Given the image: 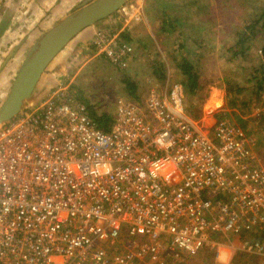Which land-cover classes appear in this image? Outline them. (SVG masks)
<instances>
[{
  "label": "built area",
  "instance_id": "2783aa9c",
  "mask_svg": "<svg viewBox=\"0 0 264 264\" xmlns=\"http://www.w3.org/2000/svg\"><path fill=\"white\" fill-rule=\"evenodd\" d=\"M126 35L98 31L92 47L127 69ZM256 150L230 121L188 118L179 83L119 99L104 132L58 82L0 126V264H164L202 251L264 264Z\"/></svg>",
  "mask_w": 264,
  "mask_h": 264
},
{
  "label": "rangeland",
  "instance_id": "374dc122",
  "mask_svg": "<svg viewBox=\"0 0 264 264\" xmlns=\"http://www.w3.org/2000/svg\"><path fill=\"white\" fill-rule=\"evenodd\" d=\"M92 1L95 0L71 6L67 13L59 17V21ZM263 2L264 0H129L112 16L87 28L93 32L87 43L80 44L74 49L77 35L59 53L42 76L37 92L42 91L38 98L48 94L58 82H63L66 91L71 93L73 98L89 104L98 114L108 113L115 116L116 103L119 99L136 102L132 101L131 93L123 83L125 78L128 77L138 84L137 93L141 96L138 102L141 103L153 91L160 93L173 83L180 84L183 77L177 64L185 57L197 66L204 84L201 92L193 97L187 96L181 85L184 93V110L193 109L191 115L185 111L187 117L201 121L208 115L207 122L210 124L213 123L211 120L213 117L215 123L222 120L230 121L238 127H240L238 119L243 120L245 122L243 130L256 140V152L264 163V137L258 132L264 126V92L256 107L251 106V112L242 115L244 110L241 111L238 105L232 107L228 102L224 83V78L228 77L231 80L230 84L237 83L246 90L253 87L254 83H248L247 80L251 78V67L261 62L260 48L264 43V32L262 35L258 34L254 40L246 61L230 63L227 50L235 44L237 35L228 31L231 27L223 28L217 22L225 20V16L222 15L228 5H231L228 17L232 19L229 21H232L233 25L242 24L246 18L257 15L259 12L257 8ZM239 4L252 6V9H244L246 16L243 17V10L239 11ZM213 9H216L218 14L214 20L209 19V13ZM45 15V26L47 21L57 18L51 17L48 12ZM170 18L177 19V22L173 23L175 33H159L161 28L169 27L167 23L171 22ZM58 22H54L53 26ZM121 27H125L135 47L131 63L124 70L116 68L107 59L98 56L92 47V40L98 31H110ZM138 41H143L144 45ZM8 48L9 46H6L5 50L0 51V106L17 74L11 72L10 68L14 70L20 64L19 59L15 62V56L9 55ZM19 49L20 46L16 52ZM199 52L203 53L201 57ZM160 60L166 65L164 81L155 77L152 69L154 63ZM244 96L245 92L239 95L240 99ZM227 256L226 259L222 257L217 260L211 252L202 251L194 257L182 255L178 260L165 257L164 264H212L211 259L215 264H249L245 257L237 253L233 252Z\"/></svg>",
  "mask_w": 264,
  "mask_h": 264
},
{
  "label": "trees",
  "instance_id": "16d2710c",
  "mask_svg": "<svg viewBox=\"0 0 264 264\" xmlns=\"http://www.w3.org/2000/svg\"><path fill=\"white\" fill-rule=\"evenodd\" d=\"M224 5V4H223ZM246 5V4H245ZM241 6L239 4V11L243 10L242 16H246V13L244 12V9H252V6L246 7ZM202 9V8H201ZM259 12H257V15L246 18V21H244L242 24H234L232 21H229V19H232L228 17V11L231 10V5H228V8L225 10V13H223V17L225 20L223 21H217L219 22V26L223 28L230 29L228 31L232 33H236L237 40L235 44L230 47L227 50L228 56L230 58L228 59V62L235 63L237 61L244 62L247 60L248 52L251 51L252 45L254 43V40L258 37V34L262 35L264 32V2L260 5L259 8H257ZM221 9H219L220 11ZM240 13V12H239ZM251 14V13H250ZM249 14V15H250ZM218 14H216V9H213V11H210L209 13V19L214 20V17H217ZM241 16V17H242ZM170 17L169 15L167 16ZM171 22L167 23L169 27L161 28V31L159 33L163 34H173L175 33L174 24L177 22V19L170 18ZM216 22V23H217ZM230 22V23H229ZM240 23V22H239ZM124 33L123 35H125ZM124 38L127 41H131L132 39L127 34L124 36ZM139 44L144 45L143 41H138ZM182 47V46H180ZM200 57L203 55L202 52H199ZM260 55H261V62L257 65H253L251 67V78L247 80L248 83H254L253 87L251 89L246 90L244 87H241L237 83L230 84V81L228 77L224 78V83L226 84L225 90H226V98L229 99V103H231V106H237L241 111L244 110V113H241L242 115H247L250 113V107H256L257 103L260 102L261 95L264 92V43L262 44L260 48ZM177 67L180 69V72L182 74L183 80H181L180 84L183 86L186 95L189 97H193L198 95L201 90L204 88V84L202 82V77L199 74L197 70V66L194 64L193 61L189 60L188 58L183 57L180 62L177 64ZM155 77L159 78L160 81H164L166 78V65L160 60L159 62H155L154 66L152 67ZM123 83L126 84V89L130 91L131 93V99L132 101H140V95L137 93L138 91V84L136 82H133L130 78H125L123 80ZM245 92V96L240 99L239 95ZM248 93V97L246 95ZM77 101L83 103L86 106L87 112L91 120L95 123V125L101 129L104 132H109L112 128V125L115 120V116L103 113L98 114L96 111H94L89 104H85V102L80 101L78 98H76ZM185 111H187L188 115H191L193 113L192 108H188ZM194 119H197L194 117ZM240 123V128L244 129V121L238 119ZM214 260L211 259V263H213Z\"/></svg>",
  "mask_w": 264,
  "mask_h": 264
},
{
  "label": "water",
  "instance_id": "95a60500",
  "mask_svg": "<svg viewBox=\"0 0 264 264\" xmlns=\"http://www.w3.org/2000/svg\"><path fill=\"white\" fill-rule=\"evenodd\" d=\"M129 0H95L66 16L31 47L0 106V126L16 118L35 101L42 76L59 53L82 31L107 19Z\"/></svg>",
  "mask_w": 264,
  "mask_h": 264
},
{
  "label": "crops",
  "instance_id": "0c3cea01",
  "mask_svg": "<svg viewBox=\"0 0 264 264\" xmlns=\"http://www.w3.org/2000/svg\"><path fill=\"white\" fill-rule=\"evenodd\" d=\"M84 1L87 0H0V51L9 46V55L15 56V62L19 59L20 63L17 69L10 68L11 72L18 71L23 61L20 58L24 59L31 46L53 26L54 22L59 21V17L67 13L71 6ZM46 12L50 13L51 17L57 18L47 21L45 26ZM91 33L93 34L92 30L87 29L78 34L77 44L73 45L74 49L80 44L87 43L91 38ZM19 46L20 49L16 52ZM41 91L39 90L38 93ZM207 120H209L208 115H205L199 121L203 127L212 129L215 125L214 118L211 117L212 124ZM226 256L224 255L222 259H226Z\"/></svg>",
  "mask_w": 264,
  "mask_h": 264
},
{
  "label": "flooded vegetation",
  "instance_id": "af4514ba",
  "mask_svg": "<svg viewBox=\"0 0 264 264\" xmlns=\"http://www.w3.org/2000/svg\"><path fill=\"white\" fill-rule=\"evenodd\" d=\"M31 47H32V46H31ZM30 49H31V48H30ZM30 49H29V50H30ZM29 50H28L27 52H29ZM27 54H28V53H27ZM27 54H26V55H27ZM25 57H26V56H25ZM25 57H24V58H25ZM23 60H24V59H23ZM22 62H23V61H22ZM18 70H19V69H18ZM17 72H18V71H17ZM16 75H17V74H16ZM15 77H16V76H15ZM14 79H15V78H14ZM13 81H14V80H13Z\"/></svg>",
  "mask_w": 264,
  "mask_h": 264
}]
</instances>
